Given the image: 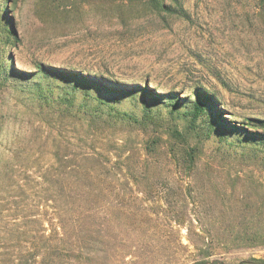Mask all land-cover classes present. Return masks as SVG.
Masks as SVG:
<instances>
[{
  "label": "rangeland",
  "instance_id": "obj_1",
  "mask_svg": "<svg viewBox=\"0 0 264 264\" xmlns=\"http://www.w3.org/2000/svg\"><path fill=\"white\" fill-rule=\"evenodd\" d=\"M77 1V7L63 12L62 0H0L9 27L17 32L8 44L0 36V170L14 159L42 170L56 155L63 159L83 152L116 162L115 172L105 171L117 174L116 194L130 197L135 209L133 216L120 215L114 222L119 242L145 237L149 244L143 253L125 245L108 261L101 254L99 264H189L177 253L171 256L166 243L171 231L165 221L177 217L200 219L204 226L197 232L209 237L264 234V146L238 142L246 135V119L264 121L263 0H179L183 16L163 12L166 23L148 16L154 9L143 1L106 9L102 0ZM165 6L171 10L175 3L165 0ZM13 64L32 76L11 72ZM39 65L95 72L108 67L113 83H124L122 75L130 84L146 80L163 99L178 96L186 99L184 105L197 100L200 88L213 93L220 111L206 102L209 121L190 128L161 106L144 123L118 122L89 135L87 125L61 112L64 107L35 95L34 83L42 81ZM122 107L135 111L130 102ZM248 131L264 133L254 127ZM189 152L197 157L192 169L183 162ZM126 168L129 181L123 180ZM181 195L191 197L189 207H182ZM159 199L165 205L155 204ZM156 218L165 225L153 222ZM175 229L176 237L187 235L186 229ZM129 253L139 255L134 263L125 257ZM212 253L211 260L223 264L264 261V246L248 242Z\"/></svg>",
  "mask_w": 264,
  "mask_h": 264
},
{
  "label": "trees",
  "instance_id": "obj_2",
  "mask_svg": "<svg viewBox=\"0 0 264 264\" xmlns=\"http://www.w3.org/2000/svg\"><path fill=\"white\" fill-rule=\"evenodd\" d=\"M139 1L153 6L155 12L147 15H157L158 23L167 22L163 12L180 17L184 14L179 0H173L175 7L171 10L165 6V0H102V3L106 9L119 3L123 6ZM77 4V0H62L60 6L63 12H67L77 7ZM2 6L0 36L8 44L12 39H17V32L13 25L12 28L9 27L10 19L6 10L3 13ZM120 19L122 25L127 26L128 20L123 16ZM72 68L52 69L39 65L38 74L42 81L34 83L35 95L48 104L64 107L61 112L75 123L87 125L91 130L89 135L92 132L95 134L96 129L100 133L108 130L118 122L129 125L144 123L151 118L153 110L159 111L161 106L168 111L170 118L183 119L190 128L199 120L207 122L206 102L217 112L220 111L214 97L210 95L213 93L209 94L200 88L195 92L197 100L184 105L186 99L178 96L170 101L163 99L164 96L152 89L146 80H135L130 84L127 76L122 75L118 78L124 83H113L109 79L112 77L108 67L98 69L97 72L89 69L76 71L81 68ZM11 72L21 77L32 76L20 71L14 64ZM94 72L102 75H93ZM139 81L140 83H136ZM24 88L27 89L28 86ZM201 92L202 95L199 94ZM128 102L135 110L132 113L122 107ZM246 120L247 130H243L246 135L238 142L245 146H264V133L248 131L251 127L264 130V121ZM64 156L62 159L56 155L55 161L42 170L35 169L32 162L25 163L19 159H14L15 162L11 163L5 161L7 166L0 170V264H99L102 258L106 261L113 258L125 245L130 252L143 253L149 244L145 237H139L134 242H119L114 222H117L120 215L133 216L135 209L130 206V197L116 194L117 189L113 184L116 179L120 180L114 173L116 162L94 152ZM183 158L184 164L189 168L196 166L197 157L194 153L189 152ZM143 165L148 167L146 159L143 160ZM107 169L114 172L105 171ZM124 170L126 175L123 180L129 181L127 168ZM180 199L182 207L192 204L189 195H181ZM158 203L165 205V199L155 202ZM141 209H144L142 205L139 211ZM101 219L105 223L100 222ZM199 220L177 217L165 221L171 231L170 235H166L171 256L177 253L189 264H223L220 260H211L214 248L226 249L236 241L248 242L251 246H264V234L261 233H246L245 236L238 235L234 238L221 235L209 237L204 231L198 233L197 229L204 226ZM46 221H59L60 225L45 227ZM69 221L71 225H64ZM153 222L165 225L157 218ZM197 224L201 226L197 227ZM175 227L186 229L187 235L176 237ZM183 239L188 243L185 244ZM101 254L104 257L101 258ZM125 257L134 258L131 261L134 263L139 255L129 253Z\"/></svg>",
  "mask_w": 264,
  "mask_h": 264
}]
</instances>
